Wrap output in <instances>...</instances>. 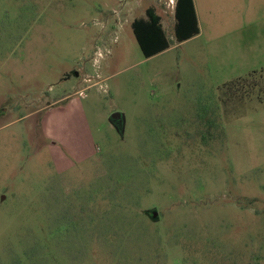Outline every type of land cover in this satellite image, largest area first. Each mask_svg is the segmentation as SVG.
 Instances as JSON below:
<instances>
[{"label":"rangeland","instance_id":"1","mask_svg":"<svg viewBox=\"0 0 264 264\" xmlns=\"http://www.w3.org/2000/svg\"><path fill=\"white\" fill-rule=\"evenodd\" d=\"M111 2L0 0V264H264L256 26L178 44L163 0Z\"/></svg>","mask_w":264,"mask_h":264},{"label":"trees","instance_id":"2","mask_svg":"<svg viewBox=\"0 0 264 264\" xmlns=\"http://www.w3.org/2000/svg\"><path fill=\"white\" fill-rule=\"evenodd\" d=\"M173 18V34L176 43H182L199 34L193 0H177ZM131 28L142 55L146 59L171 47L172 43L167 37L161 22V17L156 13L153 7H148L146 9L144 18L135 19L131 23ZM248 76L253 79L256 78L257 81H264V69L260 72H252ZM255 85V88H257L255 90H258L260 93L264 92L260 84L257 83ZM252 90L253 89L248 92L255 91Z\"/></svg>","mask_w":264,"mask_h":264},{"label":"crops","instance_id":"3","mask_svg":"<svg viewBox=\"0 0 264 264\" xmlns=\"http://www.w3.org/2000/svg\"><path fill=\"white\" fill-rule=\"evenodd\" d=\"M111 1L112 0H100L101 6L104 9L111 8ZM115 1H118L119 3L125 1L123 5L125 8L130 5V0ZM224 1L225 0H193L199 33L201 30V23L207 27L210 26L214 32L225 29L224 27H228L226 25H230L229 23H233L236 27L251 23L256 26L254 29L257 28L255 34L257 42L255 43V46L264 47V28H261L264 27V0H236L234 1V4L237 6L220 7ZM132 5H134V3H132ZM81 6L82 12L86 15H91L93 13L94 7L87 1L81 3ZM87 21V18H84L81 20V24L86 25ZM242 28H247V26Z\"/></svg>","mask_w":264,"mask_h":264},{"label":"water","instance_id":"4","mask_svg":"<svg viewBox=\"0 0 264 264\" xmlns=\"http://www.w3.org/2000/svg\"><path fill=\"white\" fill-rule=\"evenodd\" d=\"M110 122L114 124L118 129H121L123 126V115L121 113H113L110 116ZM152 218L157 219V213L152 211Z\"/></svg>","mask_w":264,"mask_h":264},{"label":"built area","instance_id":"5","mask_svg":"<svg viewBox=\"0 0 264 264\" xmlns=\"http://www.w3.org/2000/svg\"><path fill=\"white\" fill-rule=\"evenodd\" d=\"M163 1H164L163 3L166 6V8L171 10L172 13H174L177 0H163Z\"/></svg>","mask_w":264,"mask_h":264},{"label":"flooded vegetation","instance_id":"6","mask_svg":"<svg viewBox=\"0 0 264 264\" xmlns=\"http://www.w3.org/2000/svg\"><path fill=\"white\" fill-rule=\"evenodd\" d=\"M145 11H146V9H145ZM134 20H135V19H134ZM134 20H133V21H134ZM133 21H132V22H133ZM152 211H153V210H149V211H147V213H148V216H149V217H151V218H152V214H151V213H152ZM155 220H157V219H155Z\"/></svg>","mask_w":264,"mask_h":264}]
</instances>
